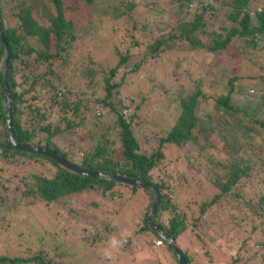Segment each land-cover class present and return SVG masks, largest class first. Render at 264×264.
I'll return each instance as SVG.
<instances>
[{
	"label": "trees",
	"instance_id": "16d2710c",
	"mask_svg": "<svg viewBox=\"0 0 264 264\" xmlns=\"http://www.w3.org/2000/svg\"><path fill=\"white\" fill-rule=\"evenodd\" d=\"M40 1L55 8V14L49 21H39L32 13L30 3L20 6L18 12L6 14L5 4L8 6L16 0H0V24L10 52L7 80L16 141L19 144L27 143L48 149L64 160L88 170L130 177L151 184L161 196L151 222L162 226L174 239L187 264H200L201 261L199 262L195 252L194 243H190V246L180 245V236L185 234V230H189L190 235L202 245V238L194 233L211 227L212 223L207 221L209 219L225 218L221 215L223 205L231 201H237L243 206L240 209H246L243 210L241 222L244 220V225L250 226L252 233L262 236V240L261 236L259 237L257 245L264 250V109L261 107L259 112L254 113L242 106L245 100L259 102L257 95L245 94L239 103L232 100L234 94H244L247 88L255 87L256 80L252 77H241L236 84L234 82L237 78L229 77L227 86L222 88L223 95L213 99L206 95L199 80H192L191 89L182 88V91L176 94L174 99L178 106V116L173 126L165 132V137L160 139V145H173L177 151L185 149L191 153L188 157L193 158V162H198V165L194 169L191 163L183 162L180 171L167 174L165 169L170 163L165 169L160 168V162L164 158L160 150L149 156L140 153L139 143L129 122L131 116H124L122 113L123 108L127 106L122 102L117 106L110 100L112 91L121 86V83L111 84V80L121 68L126 67L131 57L140 54L139 44L131 39L134 50L126 44L128 47L125 54L119 56L118 62L112 67L102 68L107 72L104 80L105 96L95 98L94 103L79 101L73 98L65 87H53L50 79L55 71L53 63L58 59L63 61L62 54H70L68 50L74 40L72 21L66 17L69 6L65 5L64 0ZM174 1L178 2L177 13L183 12V17L175 22L179 33L170 30L157 36L153 43L147 45L149 51L141 54V59H146L149 53L157 56L174 47L182 49L178 42L197 45V39L201 40L199 36L206 34L208 26L210 30L214 27V20L218 15H223L230 27L224 28L223 37L213 34L215 39L212 45L203 46V50L198 48L200 52H206L207 55L216 54L218 51L232 48L238 40L246 41L247 45L253 48L259 43H264V7L252 11L250 0H220L219 8L213 6L216 0L213 4L206 5L203 0ZM81 2L82 8L93 4V0ZM112 7L118 9L115 5ZM126 8L130 11L133 6L127 5ZM190 8H194V12L190 11ZM11 19L15 20V24H11ZM19 20L21 29L17 25ZM2 58L3 50L0 44V67ZM40 68L43 71L41 73ZM217 72L218 70L215 73ZM120 80L123 81V77ZM40 83L44 85L41 86ZM49 84L50 88H46ZM211 84L217 87L222 84V80L218 81L213 77ZM46 91L51 94L44 101ZM4 97L0 73V161L13 159L21 165L16 168L18 173L11 175L16 177L13 179L16 183L17 177H21L20 169L21 172L26 170L22 168L25 166L24 162L40 166L47 163L50 168L42 174L35 172L31 177L35 185L26 192L22 191V188L12 190L10 186L7 187L6 183L10 177L3 181L0 176V192L10 190L9 194H0V221L8 222L14 214H19V205L25 199L32 198L31 201L36 200L50 211L56 204L64 207L65 201L78 197L81 193L94 192L100 194L101 201L106 202L104 212L98 210L100 200L98 204L96 201H90L79 205V212L71 209L65 212V217L60 213L56 219L60 218L65 223L70 221V217L73 222L70 221L71 227L73 232L77 233L80 239L78 240L94 253L103 254L99 251L100 245L104 244L105 248L110 236L123 235V226L132 229L131 232L135 236L131 238L123 235L127 243L131 244L133 240L142 238V246L153 250V240L160 237L146 227L145 220L152 199L147 190L98 177L82 176L62 167L51 158L15 149L7 133ZM259 98L264 103V96ZM93 107L109 109L114 114V132L120 130L116 136L117 143L111 138V134L107 135L112 128L108 129L109 127L100 122L101 114H95ZM93 125L106 133L101 132L98 141L91 146L92 149L84 150L80 156L77 152L79 148L84 147L78 143L82 138L75 139L79 134L78 129L90 130ZM65 141L69 144L63 146ZM175 157L176 160L179 159L178 154ZM201 181L205 182L209 190L206 197H202L205 193H200L198 189ZM140 193L145 196V201H138ZM172 195H175V200L171 199ZM133 201L139 204L134 213ZM88 216L93 217L88 220ZM227 216L226 224L236 225V220L229 213ZM95 219L107 224L100 228L94 223ZM88 224H93L94 229L87 227ZM193 230L197 231L192 232ZM49 235L51 234L47 236ZM205 241L215 244V237L209 236ZM58 242L54 246L53 254L44 246L34 248L30 245L20 254L0 253V264H55L58 262L56 252L68 244L65 240L58 239ZM129 244L124 243L119 250L125 252L123 247ZM244 245L245 241L239 249ZM162 247L171 254L164 264H179L164 241L160 248ZM135 249V252L138 251V246ZM230 258L231 264H238L236 255L230 254ZM255 258L258 262L259 257Z\"/></svg>",
	"mask_w": 264,
	"mask_h": 264
},
{
	"label": "rangeland",
	"instance_id": "374dc122",
	"mask_svg": "<svg viewBox=\"0 0 264 264\" xmlns=\"http://www.w3.org/2000/svg\"><path fill=\"white\" fill-rule=\"evenodd\" d=\"M203 1L204 5L214 3V0ZM42 2L40 0H16L15 3L8 4V6L6 3L4 12L6 14L18 12L20 6H26L30 3L32 13L39 21H49L55 14V8L52 5L49 6L46 2ZM64 3L71 9L68 7L66 10V17L72 21L74 40L71 42V49L68 50L70 54H62L64 60L58 59L53 63L55 71L50 78L53 87L55 86L57 89H59L58 87H65L71 92L73 98L94 103L95 98L105 96L104 80L107 77V72L102 68L114 66L118 62L119 56L125 54V49L128 46L134 50L133 43L130 42L131 39L133 42L138 43L140 54L131 57L126 67L121 68L116 73V77L111 80V84L121 83V86L112 91L110 100L117 106L119 102L127 106V108H123L122 113L124 116H131L129 122L133 135L139 143L140 153L149 156L160 150L164 155L160 162V168L163 170L170 163L165 169L167 174L180 171L184 165L183 162L191 163L194 169L198 165V162H193V158L188 157L191 153L185 149L177 151L173 145H160V139L165 137V132L173 126L178 116V106L174 98L182 88L184 90L191 89L192 80L201 81L206 95L213 99L215 96L223 95L222 88L225 85L227 86L229 77H236L237 79L234 82L236 84L241 77H252L257 82L255 87L247 88L244 94H234L232 100L239 103V100L245 94L257 95L259 102L253 103L252 100H245L242 102V106L251 109L254 113L259 112L261 107L264 109V103L259 98L261 95L264 96V43H259L257 47L253 48L249 47L246 41L241 42L238 40L234 42L232 48L218 51L216 54L210 53L209 55L198 50V48L205 49L203 46L212 45L215 39L213 34L219 35V37L225 35L224 28H229L230 25L225 17L223 19V15H218L215 18L214 27L211 30L208 26L205 31L206 34L199 36L201 40L197 39L198 43L195 42L197 45H189L182 41L178 42L179 47L181 46L182 49L174 47L157 56L149 53L146 59H141V54L149 51L147 45L153 43L157 36L170 32V30L179 33V28L176 27L175 22L178 18L183 17V12L181 14L177 13V1L93 0L92 5L83 8L81 0H64ZM114 5L118 7L117 10L112 7ZM127 5H132L133 8L128 11ZM249 5L252 11L257 8L259 10V8L264 7V0H250ZM213 6L219 8L220 0H216ZM190 11L194 12V8H190ZM117 15L122 16L117 18L115 17ZM11 24H15L14 19H11ZM17 25L21 29L20 20ZM217 70L218 72L215 73ZM41 72L43 71L40 68L39 73ZM222 76H224V79H222ZM122 77L123 81L120 80ZM213 77L218 81L222 80V84L217 87L212 85ZM40 85L43 86L44 84L40 83ZM37 88L44 91L40 87ZM46 88H50V84ZM45 93L47 94L43 96L44 101L51 94L48 91ZM94 108L95 114H101L100 122L109 127L108 129L112 128L110 132L113 133L114 114L109 109ZM94 126H91L90 130L78 129L79 134L75 139L82 138L78 143L79 146L84 147L79 148L77 152L80 156L84 150L92 149L91 146H94L98 141L101 132L106 133V131H101ZM110 132H107V135L111 134V138L117 143L116 136L120 130H115L116 133L114 132V134ZM68 144V141L62 143L63 146ZM217 144L220 145L219 142ZM177 154L178 160L175 157ZM24 163L25 166H22V168L26 170L21 172L20 169L19 174L21 177H17L18 183H16L13 181L16 177L11 175L16 173L17 166L21 165H18L13 159L0 161V168H2L0 171L1 180L4 181V179L10 177L6 184L12 190L22 188V191H29L35 185L31 179L33 174L35 172L41 174L48 172L50 168L47 163L42 166L28 164V162ZM198 187L200 193H205L201 195L202 197L209 195L205 182L201 181V185ZM9 192L10 190H4L0 194L4 193L5 195ZM77 196L65 201L64 207L58 206V204L54 205L56 207L52 206L50 211L36 200L31 201L32 198L30 200L25 199L19 205V214H14L8 222L0 221V253L20 254L30 245L34 248L44 246L53 254L55 252L54 246L60 239L65 240L68 244L56 252L58 262H55V264H164L165 260L170 259L171 254L163 247L156 250H151L147 246L143 247L142 238L133 240L131 244L125 242V244H129L123 247L125 252L117 249L111 261L103 254L94 253L86 248L79 241L77 233L73 232L70 217L68 220L71 222L65 221L64 223L60 218L57 220L56 216L59 217V214L63 213L62 216L65 217V212L71 209L79 212V205L82 206L83 203L90 201H96L98 204L99 200L98 210L104 212L106 202L101 201L100 194L94 192H84ZM171 199L175 200V195H172ZM138 201H145V196L142 193H140ZM132 203L134 208L132 212L134 213L135 210H138L139 204L134 201ZM240 208H243L242 204L231 201V203L223 205L221 215L225 218L207 220L212 223L211 227L194 233L202 238V245L190 235L189 230H185L184 236H180L179 244L190 246V243H194L195 252L199 257V262L201 261L200 264H231L230 254L237 256L238 264H264V250L257 245L261 235L258 236L257 233H252L250 231L251 227L244 225V220L241 222L243 210L246 209ZM90 211L93 212V210ZM228 213L236 220V225L228 222L226 224ZM92 217L88 216V220ZM94 223L100 228L107 224L97 219L94 220ZM87 227L94 229L93 224H88ZM122 229L124 230V236L135 237L131 232L132 229H128V226H123ZM195 231L197 230L192 232ZM48 234H51L49 235L50 238L47 236ZM209 236L215 237V244L205 241V238ZM261 238L262 236L260 240H262ZM55 239L56 242L54 243ZM244 241L245 245L239 249ZM136 246L139 250L135 252ZM99 251H104V244L100 245ZM256 256L259 257L258 262Z\"/></svg>",
	"mask_w": 264,
	"mask_h": 264
},
{
	"label": "water",
	"instance_id": "95a60500",
	"mask_svg": "<svg viewBox=\"0 0 264 264\" xmlns=\"http://www.w3.org/2000/svg\"><path fill=\"white\" fill-rule=\"evenodd\" d=\"M0 44L3 50V58L1 62L0 73H1L3 93L5 96L4 97L5 120H6L8 137L13 147L17 150L26 151L32 154H39V155H43L45 157L51 158L52 160L58 162L62 167L70 171H73L79 175H82V176L98 177L101 179H105V180H109V181H113L117 183H122V184L129 185V186L141 187V188L146 189L147 192L152 196L151 203H150L148 213L146 216V220H145L146 227L154 231L160 237V239H162L165 242L166 246L176 256L179 264H187L182 253L178 250L174 239H172L166 233L165 229L162 226L155 225L151 222V218L155 215L156 208L158 204L160 203V199H161L159 191L155 187H153L151 184H148L146 182L136 180L130 177L109 174L107 172H102V171L88 170V169L82 168L80 166H77L71 162L64 160L62 157H60L59 155L55 154L54 152L48 149L37 147V146H32L27 143L19 144L16 141V138L13 133V125H12L11 94H10L8 80H7L8 62L10 59V52H9L6 40L4 38V35H3L1 24H0Z\"/></svg>",
	"mask_w": 264,
	"mask_h": 264
},
{
	"label": "clouds",
	"instance_id": "9594fccd",
	"mask_svg": "<svg viewBox=\"0 0 264 264\" xmlns=\"http://www.w3.org/2000/svg\"><path fill=\"white\" fill-rule=\"evenodd\" d=\"M156 240H161L163 242L162 239H155L153 240L152 246H154V242ZM126 242L125 238L123 237V235H112L109 237V239L106 242V246L104 248L103 254L104 256L111 261L114 257V252L119 249L120 247H122V245ZM161 247V246H159ZM158 248V247H155Z\"/></svg>",
	"mask_w": 264,
	"mask_h": 264
},
{
	"label": "built area",
	"instance_id": "2783aa9c",
	"mask_svg": "<svg viewBox=\"0 0 264 264\" xmlns=\"http://www.w3.org/2000/svg\"><path fill=\"white\" fill-rule=\"evenodd\" d=\"M163 245V242L161 241V240H156L155 242H154V246L155 247H159V246H162Z\"/></svg>",
	"mask_w": 264,
	"mask_h": 264
},
{
	"label": "crops",
	"instance_id": "0c3cea01",
	"mask_svg": "<svg viewBox=\"0 0 264 264\" xmlns=\"http://www.w3.org/2000/svg\"><path fill=\"white\" fill-rule=\"evenodd\" d=\"M151 248H152L153 250L160 249V247H158V248H155V247H153V246H152Z\"/></svg>",
	"mask_w": 264,
	"mask_h": 264
}]
</instances>
